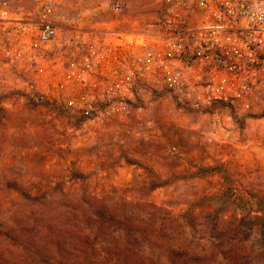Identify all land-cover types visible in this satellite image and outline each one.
Here are the masks:
<instances>
[{
  "label": "rangeland",
  "instance_id": "obj_1",
  "mask_svg": "<svg viewBox=\"0 0 264 264\" xmlns=\"http://www.w3.org/2000/svg\"><path fill=\"white\" fill-rule=\"evenodd\" d=\"M45 1L53 3L51 20L64 26L101 30L114 20L111 0H0V206L65 191L153 202L179 220L218 216L220 264H232L230 236L233 264H264V120L231 123L216 139L197 131L210 128L204 121L180 118L164 102L141 119L116 118L96 132L78 133L63 107L44 101L43 92L59 94L41 84L43 72L30 68L34 40L18 24L39 19ZM125 1L115 27L157 24L158 0Z\"/></svg>",
  "mask_w": 264,
  "mask_h": 264
},
{
  "label": "built area",
  "instance_id": "obj_2",
  "mask_svg": "<svg viewBox=\"0 0 264 264\" xmlns=\"http://www.w3.org/2000/svg\"><path fill=\"white\" fill-rule=\"evenodd\" d=\"M158 6L149 29L115 27L125 0H111L115 21L101 30L52 21L50 1L41 4L39 19L18 21L34 40L30 68L59 94L43 92L44 101L63 107L78 133L116 118L141 119L164 102L180 118L204 121L210 128L197 131L216 139L231 123L264 120V0H158Z\"/></svg>",
  "mask_w": 264,
  "mask_h": 264
},
{
  "label": "trees",
  "instance_id": "obj_3",
  "mask_svg": "<svg viewBox=\"0 0 264 264\" xmlns=\"http://www.w3.org/2000/svg\"><path fill=\"white\" fill-rule=\"evenodd\" d=\"M206 219L113 194L51 193L0 206V264H220L222 222ZM226 248L233 264L232 236Z\"/></svg>",
  "mask_w": 264,
  "mask_h": 264
}]
</instances>
